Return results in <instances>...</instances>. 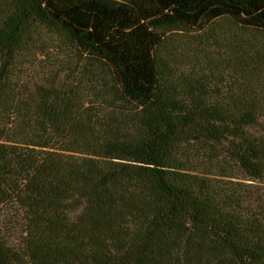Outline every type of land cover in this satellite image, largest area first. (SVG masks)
Segmentation results:
<instances>
[{"label":"trees","instance_id":"16d2710c","mask_svg":"<svg viewBox=\"0 0 264 264\" xmlns=\"http://www.w3.org/2000/svg\"><path fill=\"white\" fill-rule=\"evenodd\" d=\"M0 264H264V0H0Z\"/></svg>","mask_w":264,"mask_h":264}]
</instances>
